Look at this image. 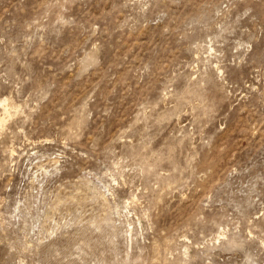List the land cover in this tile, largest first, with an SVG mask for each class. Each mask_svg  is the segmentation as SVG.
Returning <instances> with one entry per match:
<instances>
[{"label":"rangeland","instance_id":"374dc122","mask_svg":"<svg viewBox=\"0 0 264 264\" xmlns=\"http://www.w3.org/2000/svg\"><path fill=\"white\" fill-rule=\"evenodd\" d=\"M0 264H264V0H0Z\"/></svg>","mask_w":264,"mask_h":264}]
</instances>
